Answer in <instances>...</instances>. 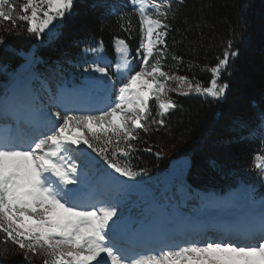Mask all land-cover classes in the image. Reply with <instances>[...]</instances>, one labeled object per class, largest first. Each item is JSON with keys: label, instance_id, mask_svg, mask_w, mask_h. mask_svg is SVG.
<instances>
[{"label": "snow or ice", "instance_id": "6c2138e0", "mask_svg": "<svg viewBox=\"0 0 264 264\" xmlns=\"http://www.w3.org/2000/svg\"><path fill=\"white\" fill-rule=\"evenodd\" d=\"M183 3L131 0L141 33L136 50L139 70L129 59L125 39L114 42L115 80L110 74L113 61L102 42L85 50L95 59L83 68L88 74L83 91L89 96L103 91L102 105H70L50 97L48 105L13 109L12 122L0 131V264L8 257L9 245L41 264H264V201L249 210L242 224L219 236L185 239L131 256L121 241L123 230L135 229L119 211L128 187L119 177L135 180L144 171L133 170L129 159L139 132L167 126L165 117L178 107L169 92L222 98L229 87L220 82L222 74L239 55L227 41L214 65L201 69L211 74L207 86L166 71L170 20ZM73 5L74 0H0V30L10 32L22 22L27 33L40 37L70 14ZM117 15L124 19L127 14ZM120 26L130 31L131 20ZM4 43L0 35V45ZM171 59L177 66L183 63L181 56L173 54ZM192 67L190 62L189 70ZM169 82L176 87H169ZM51 107L61 110L53 113ZM82 146L105 166L97 169L98 176L90 175L89 165L95 161ZM254 159V168L264 176V155Z\"/></svg>", "mask_w": 264, "mask_h": 264}, {"label": "trees", "instance_id": "16d2710c", "mask_svg": "<svg viewBox=\"0 0 264 264\" xmlns=\"http://www.w3.org/2000/svg\"><path fill=\"white\" fill-rule=\"evenodd\" d=\"M130 4L131 0H74L71 13L40 37L27 33L22 22L10 32L0 30L5 38L0 45V96L26 70L35 75V97L42 96L36 89L47 86L56 91L61 84L86 85L88 74L83 68L92 63L95 54L85 50L101 42L113 61L110 74L115 78L117 37L126 40L132 65L139 70L136 50L141 33ZM117 12L127 15L120 19ZM128 19L132 27L126 32L120 25ZM170 24L166 71L207 86L211 74L201 69L214 65L227 41L233 42L239 55L222 74L220 82L229 84L222 98L169 92L178 107L165 117L167 126L139 132L136 151L129 159L133 170L144 171L125 190L127 195L119 205L124 213L146 214L145 204L155 202L161 178L169 166H179L180 157H190V179H186L205 190L223 192L242 177L253 180L256 188L264 184V177L254 168L255 156L264 155V0H184ZM173 54L181 56L183 63L177 66ZM190 62L193 67L189 70ZM168 86L175 88L176 84L169 82ZM152 109L155 114V102ZM146 147L152 151H145ZM158 151L159 156L155 154ZM96 164L99 169L105 167L99 158ZM184 183L185 179H178L175 190L187 189ZM8 247L3 264H41L39 259L27 260L18 249Z\"/></svg>", "mask_w": 264, "mask_h": 264}, {"label": "rangeland", "instance_id": "374dc122", "mask_svg": "<svg viewBox=\"0 0 264 264\" xmlns=\"http://www.w3.org/2000/svg\"><path fill=\"white\" fill-rule=\"evenodd\" d=\"M129 59H130V57H129ZM130 61H131V59H130ZM25 75H29L30 80H32L34 78V76L31 75L29 72H26L22 76H25ZM22 76L20 78L23 80V82L17 86H16V84H18V82H16L15 83L16 87H13L12 89H10L11 91L9 92V94L6 97H4V96L2 97V99H3L2 110L9 111L11 114H12L13 109L16 107H23L25 109H30V108L38 107L40 105H48L49 104V102L48 103L39 102L41 98H36L38 100L33 101L32 104L29 103V95L28 94L30 92V89L32 88V84L29 81H25V77H22ZM116 86L119 87V84H117ZM77 88L78 89L74 88L73 91L70 89H68V90L64 89L63 91L61 90L59 95L66 97V99L64 101H63V99L61 101L64 103H67V104L69 103L70 105H73V104H79V103L85 102V101L90 99L92 102H97V104L102 105L103 98H104V92L103 91H96L95 90L91 94V96H89L87 93H85L83 91L84 88H82V87H77ZM30 94H31V92H30ZM49 95H50V93H49ZM100 95H102V96H100ZM47 97H48V95H47ZM50 97L55 98L57 101L59 100L58 99L59 96L55 97L53 93H51ZM94 97H99V98L95 99V101H93ZM48 99H49V97H48ZM52 108L53 107H51V109ZM9 123H11V122H9ZM4 124H7V123H4ZM3 127H2V130H3ZM78 161H80V160H78ZM78 161H77V163H79ZM92 174H94V171L92 172ZM225 194L226 195L223 196L222 201H224L225 196H227L226 203H228L227 204L228 207L229 206H236L237 204L241 203L242 201H246L248 199L254 200L252 198L250 188L245 184H241V185H238L236 187H233V188L229 189ZM203 197L205 199H207L205 202L206 203L205 206H207L208 203H211V206L214 207L217 204L215 202H212V201H219L220 200V199H215L214 198L215 196L213 194H207V195H204ZM187 215H189V214H187ZM154 220L156 223V221L157 222L158 221L167 222L169 219H168V217H166L164 219L153 218L148 223H150L152 225L154 223ZM143 221L144 220L140 221L138 224V225H140V228L142 227V225H144ZM156 224L158 225V227L161 228L160 223H156ZM158 227H157V229H158ZM157 229L154 228V231L156 232ZM145 234L146 233H144V235ZM183 235H184V232L182 233V237H184ZM133 249H136V247L134 246Z\"/></svg>", "mask_w": 264, "mask_h": 264}, {"label": "bare ground", "instance_id": "6f19581e", "mask_svg": "<svg viewBox=\"0 0 264 264\" xmlns=\"http://www.w3.org/2000/svg\"><path fill=\"white\" fill-rule=\"evenodd\" d=\"M17 85L18 84H16V86ZM93 105L98 106L97 102H94L93 104H90L89 106H93ZM180 159H187L188 160V163L190 162V157H180ZM189 165H190V163H189ZM182 233H183V231H181V236H182ZM216 236H219V235H216ZM137 242H138V240H137ZM152 242H156V241H152Z\"/></svg>", "mask_w": 264, "mask_h": 264}, {"label": "water", "instance_id": "95a60500", "mask_svg": "<svg viewBox=\"0 0 264 264\" xmlns=\"http://www.w3.org/2000/svg\"><path fill=\"white\" fill-rule=\"evenodd\" d=\"M182 164L185 165V166H187L188 165V160L187 159H184Z\"/></svg>", "mask_w": 264, "mask_h": 264}]
</instances>
